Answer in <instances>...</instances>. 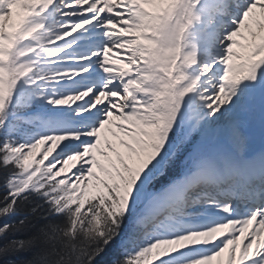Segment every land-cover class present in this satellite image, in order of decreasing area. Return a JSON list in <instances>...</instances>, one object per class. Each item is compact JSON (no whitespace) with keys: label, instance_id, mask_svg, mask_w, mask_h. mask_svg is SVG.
<instances>
[{"label":"snow or ice","instance_id":"1","mask_svg":"<svg viewBox=\"0 0 264 264\" xmlns=\"http://www.w3.org/2000/svg\"><path fill=\"white\" fill-rule=\"evenodd\" d=\"M0 264H264V0H0Z\"/></svg>","mask_w":264,"mask_h":264}]
</instances>
